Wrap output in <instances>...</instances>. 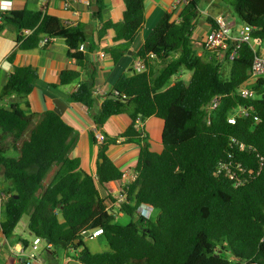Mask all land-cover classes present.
Segmentation results:
<instances>
[{"label":"trees","instance_id":"obj_1","mask_svg":"<svg viewBox=\"0 0 264 264\" xmlns=\"http://www.w3.org/2000/svg\"><path fill=\"white\" fill-rule=\"evenodd\" d=\"M106 1L90 0V7H98L92 12L101 25L98 38L108 30L115 33L113 46L104 52L117 63L143 26L145 0H115L123 4L118 22L104 19ZM204 1L190 0L177 20L162 16L134 54V62L142 60L147 72L135 74L131 69L122 75L113 88L116 99L106 98L96 113L95 72L79 51L86 42L84 27H65L42 8L0 14V32L15 30L21 52L40 48L44 38L64 40L68 57L90 72L69 99L87 110L96 130L101 131L112 116L125 114L132 121L117 137L101 133V144L93 133L98 145L96 176L88 175L71 157L78 133L55 112H28L27 97L37 74L14 66L15 55H10L12 71L1 100H14L0 106V192L9 195L0 214V234L11 237L27 213L28 231L51 246L47 256L56 264L69 248L78 251L72 255L78 264H264V77L250 87L255 92L252 98L237 95L249 79L255 56L248 43L241 44L231 61L229 53L198 55L193 31ZM214 1L252 29L257 46L264 45V0ZM205 21L209 31L216 27L215 17L208 15ZM25 30L32 32L22 36ZM183 70L192 72L190 81L169 84ZM79 76L78 71L62 72L60 86ZM217 96L221 99L208 123L206 108ZM238 107L247 108L249 116L228 124V116ZM151 117L163 121L159 154L150 150L149 138L136 128L137 119ZM232 139L254 151L238 153ZM119 140L139 147L134 167L138 177L129 186L128 204L108 211L106 200L116 203L117 198L108 186L119 182L123 172L106 151ZM11 151L18 156L9 157ZM229 155L255 171L261 157L259 175L239 187L227 177H215L217 164ZM142 205L159 212L155 220L137 213ZM119 213L129 221H117ZM96 228L102 229L106 252L91 253L85 245L81 233Z\"/></svg>","mask_w":264,"mask_h":264},{"label":"crops","instance_id":"obj_2","mask_svg":"<svg viewBox=\"0 0 264 264\" xmlns=\"http://www.w3.org/2000/svg\"><path fill=\"white\" fill-rule=\"evenodd\" d=\"M12 2L11 10L20 11L29 9L36 11L42 8L47 14L57 17L63 26L68 22L72 27L82 25L86 33V42L84 44V54H86V65L89 70L95 74V105L93 112L96 113L103 101L114 94L113 88L122 75L127 74L134 63V54H136L144 43L145 38L150 31L157 25L164 14H170L174 20L181 11V8H174L175 0H145L144 1V23L141 30L135 37L129 54L128 52L120 58L117 63H113L104 49L113 46V38L115 33L108 30L101 38H98V32L101 28L99 21L92 14L90 5L86 6V0H9ZM90 2V0H88ZM68 3L69 9H65ZM222 4L214 0L205 1V6L201 9V14L208 15V11H212V17L220 16L219 13L224 12L231 24L236 29V33L240 29V25L232 12L226 11ZM123 4L115 0H107L105 2V10L103 12L104 19H111L114 22L121 20ZM200 14V15H201ZM206 18V17H205ZM209 32V26L204 24L197 26L193 31V44H199L204 40ZM18 34L11 28H5L0 32V106L7 107L14 100V97L1 100V92L7 84L9 75L12 71V65L7 62L10 55L14 54L13 65L17 67H29L37 74V79L33 85V90L27 97V110L32 114H43L51 111L55 112L59 117L72 127L78 133V140L75 148L71 152V157L80 161V168L88 175L96 176V160L98 154V145L93 141V133L95 136V124L90 118L87 110L79 103L71 102L69 97L71 93L76 91L79 84L89 79L90 72L84 68H80L77 63L68 57V47L64 40L54 39L40 48L21 52L18 50L16 37ZM78 71L79 78L68 85L60 86V75L64 71ZM21 107L25 108L22 104ZM26 109V108H25ZM129 116L122 114L110 117L103 125L100 133L106 134L108 137L114 138L124 133L131 125ZM136 127L140 128L148 138L150 150L155 153L162 152L161 135L163 130V121L151 117L140 120ZM106 154L113 164L121 171L134 169L138 155L139 147L135 144L117 143L107 148ZM120 188V181L111 183L108 186L112 195H117ZM100 195L106 198V193L100 191ZM110 201L106 200L107 206ZM114 208V207H112ZM117 211L115 207L112 209ZM113 211V212H114ZM154 209L150 208V213ZM123 215L117 214V221L121 220ZM33 236L27 227H15L13 235L6 238L0 234V264H26V255L30 251ZM26 243V245H25ZM43 242L39 244V254L33 264H56L47 256V244L45 248H41ZM67 252V251H66ZM65 253V252H64ZM62 254L64 256L65 254ZM68 256L70 255L69 252ZM62 261V260H61ZM61 264V262H60ZM67 264H78L74 260Z\"/></svg>","mask_w":264,"mask_h":264},{"label":"built area","instance_id":"obj_3","mask_svg":"<svg viewBox=\"0 0 264 264\" xmlns=\"http://www.w3.org/2000/svg\"><path fill=\"white\" fill-rule=\"evenodd\" d=\"M190 0H175L174 1V8L179 9L186 6ZM7 4V7H4L3 5ZM86 6L90 5V2L86 0L85 2ZM69 4H65V9H69ZM12 7V2L9 0H0V14H3L7 11H10ZM1 22V18H0ZM216 27L214 29H211L207 35L205 36L204 40L201 41L199 44H197L199 47L198 55H202L205 53L208 56L211 55H218L219 57H222V55L229 53V60H233L236 55L237 51L239 50L242 43H248L253 51H254V60L251 66V70L249 72V79L246 83H244L239 89L237 90V95L242 98H252L255 95V92L250 88L256 81H258L260 78L264 77V45L260 44L257 46L251 38L252 29L247 25H242L237 33L233 34L232 27L233 24L230 23V21L224 17V16H218L215 18ZM65 27H71L72 24L66 22ZM32 31L31 30H25L22 32V36H28L30 35ZM47 38H44L41 41V46L46 45ZM79 51L84 52V45H80ZM135 74H141L143 72H147V68L145 66V63L142 60H137L133 63V66L131 68ZM221 99V96L214 97L208 107L206 108V120L209 123L210 122V116L213 110L216 109V107L219 104V101ZM249 116V111L247 108L244 107H238L234 109L231 114L227 118V123L230 125H234L236 123V120L238 118H246ZM257 120V118H255ZM140 122V119H137V123ZM138 130H140L139 127H136ZM95 138L97 140L98 144H101L102 134L95 130ZM121 140H119L117 143H119ZM232 144L235 146L236 151L238 153L242 152H252L254 149L252 147L245 146L242 143L237 142L236 140H231ZM260 166L255 171L251 168H245L242 163L240 162H234L232 155H229L227 160L221 161L217 164L215 168L214 175L215 177H227L230 180L234 181L235 186H243L248 181L254 179L257 177L260 173L262 161L263 159L259 157ZM137 172L134 169L124 171L122 173V177L120 179V188L117 193L116 203H110L109 206H107V210L111 211L115 207L118 208V205L122 204H128L127 202V192L129 189V186L133 184L137 179ZM9 198V195L5 194L4 192H0V214L1 210L3 208L4 203ZM114 207V208H112ZM114 213V212H111ZM137 213L139 215H143L145 217H149V214H147L145 211H141V208H138ZM120 214V213H119ZM122 215V214H120ZM88 233V236L85 237L84 235ZM103 234L101 228H96L93 231H84L81 233L84 239H98ZM264 240V235L263 239ZM42 241L39 238H34L30 247L29 253L26 255L27 262L26 264H33L39 254V244ZM50 245L47 244V249H50ZM69 252V256L68 253ZM65 252L64 256H62L61 264H67L70 261L74 260L72 258V255L76 256L78 254V251H75L73 248H69ZM75 261V260H74ZM76 262V261H75Z\"/></svg>","mask_w":264,"mask_h":264},{"label":"rangeland","instance_id":"obj_4","mask_svg":"<svg viewBox=\"0 0 264 264\" xmlns=\"http://www.w3.org/2000/svg\"><path fill=\"white\" fill-rule=\"evenodd\" d=\"M204 6H205V1L201 3L200 8L202 9ZM207 13H208V15L211 16L212 11H208ZM208 15L201 14L199 16L198 20H197L195 28L197 26H199L200 24H201V26L206 24L205 17H207ZM219 15H223L224 16L225 14L223 12H221V13H219ZM231 15H233V18H234V14L232 13L229 16H231ZM232 31H233V28H232ZM233 34H234V32H233ZM194 46H195L196 49L201 48L197 44L194 45ZM191 76H192V72L183 70V71H181V73H179L178 75H176L173 78H171L170 81H169V84H172V83H174L176 81H183L185 83H188L190 81V79H191ZM8 156L16 158L18 156V154L13 152V151H11L10 153H8ZM148 214H149V212H148ZM158 214H159V212L157 210L152 211L150 213V216H149L150 220L151 221L155 220V218L157 217ZM121 220L123 222L129 221L128 217H126V216L122 217ZM27 224H28V215H27V213H25L21 217V220H20V222L18 224V227H27ZM84 242H85L86 247L88 248V250L91 253H102V252L108 251L107 244L100 237L98 239H84ZM45 245H46V243L43 242V244L41 245V248L42 249L45 248ZM226 257H230V256L226 255Z\"/></svg>","mask_w":264,"mask_h":264},{"label":"water","instance_id":"obj_5","mask_svg":"<svg viewBox=\"0 0 264 264\" xmlns=\"http://www.w3.org/2000/svg\"><path fill=\"white\" fill-rule=\"evenodd\" d=\"M91 9H92V11H95V12L98 11V7H97V6H92ZM242 25H243V24H242ZM242 25H240V26H242ZM128 53L131 54L130 51H129ZM109 98H110V99H116V93L110 95ZM100 162H101V161H100ZM93 230H94V229H90L89 232H91V231H93ZM84 236L87 237V236H88V233H86Z\"/></svg>","mask_w":264,"mask_h":264},{"label":"clouds","instance_id":"obj_6","mask_svg":"<svg viewBox=\"0 0 264 264\" xmlns=\"http://www.w3.org/2000/svg\"><path fill=\"white\" fill-rule=\"evenodd\" d=\"M3 6H4V7H7V4H4ZM241 25H242V24H241ZM139 208H141V211H145V212L148 214V212H149V210H150L151 207L146 206V205H142V206H140ZM149 216H150V215H149Z\"/></svg>","mask_w":264,"mask_h":264}]
</instances>
